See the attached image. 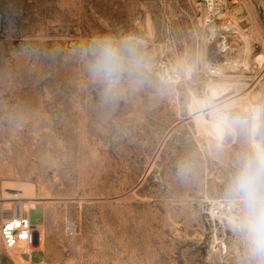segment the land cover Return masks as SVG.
I'll use <instances>...</instances> for the list:
<instances>
[{
    "label": "rangeland",
    "instance_id": "1",
    "mask_svg": "<svg viewBox=\"0 0 264 264\" xmlns=\"http://www.w3.org/2000/svg\"><path fill=\"white\" fill-rule=\"evenodd\" d=\"M216 2L230 13L215 20L207 0L4 1L0 223L20 203L40 231L2 264H248L233 209L215 212L237 158L264 143V116L222 138L216 117L264 108V0ZM221 35L238 66L212 79ZM103 37L134 38L150 66L109 104L88 72Z\"/></svg>",
    "mask_w": 264,
    "mask_h": 264
},
{
    "label": "clouds",
    "instance_id": "2",
    "mask_svg": "<svg viewBox=\"0 0 264 264\" xmlns=\"http://www.w3.org/2000/svg\"><path fill=\"white\" fill-rule=\"evenodd\" d=\"M88 72L93 81L102 85L101 102L115 103L120 98L119 88L127 78L136 84L143 83L149 71L145 55L134 38L119 42L103 37L90 47ZM264 108L256 107L247 116L218 114L217 131L222 138L225 132L247 127L250 135L259 127ZM192 162L178 164V175L186 177ZM223 196L233 209L230 226L244 247L248 264H264V143L256 141L239 156L234 171L227 179Z\"/></svg>",
    "mask_w": 264,
    "mask_h": 264
},
{
    "label": "built area",
    "instance_id": "3",
    "mask_svg": "<svg viewBox=\"0 0 264 264\" xmlns=\"http://www.w3.org/2000/svg\"><path fill=\"white\" fill-rule=\"evenodd\" d=\"M5 0H0V34L4 25V12L3 3ZM232 51V42L229 35H221L219 43V55L222 59L219 62L212 64L207 72V76L210 78H221L225 76L232 69L237 68L238 64L230 59V53ZM160 73L164 79L171 80L173 77L172 69L167 61L160 64ZM264 97V90H263ZM8 215L5 211L1 212L3 220L0 223V264H2L1 256L3 251L18 249L20 253L26 254L34 247L39 229L38 225H34L32 222V216L29 212V208L25 204H15L10 208ZM231 210V207L227 202H221L216 206V215L223 216L227 211ZM12 226L9 229V226ZM66 233L69 236L75 234V226L72 222H68L66 225ZM40 241H41V234Z\"/></svg>",
    "mask_w": 264,
    "mask_h": 264
},
{
    "label": "bare ground",
    "instance_id": "4",
    "mask_svg": "<svg viewBox=\"0 0 264 264\" xmlns=\"http://www.w3.org/2000/svg\"><path fill=\"white\" fill-rule=\"evenodd\" d=\"M207 1H209L211 4L213 3L214 5H217L216 3V0H207ZM225 1V0H224ZM211 6H213V5H211ZM218 6V5H217ZM215 8V7H214ZM234 8V7H233ZM235 8H238V7H235ZM242 8V7H241ZM228 9H229V7H228V3H227V6H225L224 4L222 5V3H221V5H219L215 10H214V13H213V16L211 15L210 17H214L215 18V20L217 19V18H219L220 16L222 17L223 15H226L229 11H228ZM238 10V9H237ZM233 11V10H232ZM230 13V12H229ZM232 13V12H231ZM234 13V12H233ZM236 13V12H235ZM228 15V14H227ZM240 16V15H239ZM226 17V16H225ZM236 17V16H235ZM224 18V17H223ZM222 18V19H223ZM221 19V20H222ZM239 19V18H238ZM214 20V19H213ZM229 22V21H228ZM232 22V21H231ZM211 23V22H210ZM233 23V22H232ZM230 24V23H229ZM219 25V24H218ZM221 25V24H220ZM214 26V25H213ZM225 26V25H224ZM236 26H237V24H236ZM220 27V26H219ZM218 27V29H220ZM228 27V30H229V32H236L237 31V29L236 30H234L235 29V27L234 26H227ZM213 28H215V26L213 27ZM221 28H224L223 26L221 27ZM222 29H220V31H221ZM225 30V29H224ZM214 31H215V29H214ZM11 190H13V193H9V194H11V195H16L15 193H14V191L16 190V189H11ZM20 191H22V190H20ZM216 213V212H215ZM229 219H231V218H229Z\"/></svg>",
    "mask_w": 264,
    "mask_h": 264
},
{
    "label": "snow or ice",
    "instance_id": "5",
    "mask_svg": "<svg viewBox=\"0 0 264 264\" xmlns=\"http://www.w3.org/2000/svg\"><path fill=\"white\" fill-rule=\"evenodd\" d=\"M11 227H12V226L10 225V226H9V229H10Z\"/></svg>",
    "mask_w": 264,
    "mask_h": 264
}]
</instances>
